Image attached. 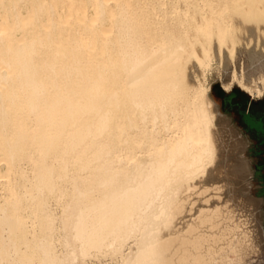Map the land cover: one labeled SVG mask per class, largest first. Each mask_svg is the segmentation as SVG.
I'll list each match as a JSON object with an SVG mask.
<instances>
[{
    "label": "bare ground",
    "instance_id": "bare-ground-1",
    "mask_svg": "<svg viewBox=\"0 0 264 264\" xmlns=\"http://www.w3.org/2000/svg\"><path fill=\"white\" fill-rule=\"evenodd\" d=\"M245 34L264 40V0H0V264L259 252L208 82Z\"/></svg>",
    "mask_w": 264,
    "mask_h": 264
},
{
    "label": "rangeland",
    "instance_id": "rangeland-1",
    "mask_svg": "<svg viewBox=\"0 0 264 264\" xmlns=\"http://www.w3.org/2000/svg\"><path fill=\"white\" fill-rule=\"evenodd\" d=\"M196 73L200 75L199 77H203L200 71L196 70ZM242 81L251 85L254 88L253 91L243 87ZM208 82L211 97L216 103V123L218 129H222L220 133L224 135L227 142L226 148L229 145L220 162L227 167L230 163L231 165H237L240 162L249 163L250 174L243 181L232 176L234 174L229 176L228 181L237 185L234 193L243 195L242 197L246 199L251 197L259 200H257L259 202L257 211L260 217L258 228L263 229L264 237V194L261 193L264 186V170L258 168L264 162V155H262L264 144L261 143L260 138L256 137V132L248 128L242 115L243 111L264 115V95H259L256 89L257 85L264 88L263 38L245 34L237 44L234 57L226 54L222 60L216 56L208 73ZM231 191L230 188L227 189L226 195L231 194ZM246 207L250 209L249 206ZM262 244L259 252L249 258L245 264H264V240Z\"/></svg>",
    "mask_w": 264,
    "mask_h": 264
},
{
    "label": "water",
    "instance_id": "water-1",
    "mask_svg": "<svg viewBox=\"0 0 264 264\" xmlns=\"http://www.w3.org/2000/svg\"><path fill=\"white\" fill-rule=\"evenodd\" d=\"M242 115L246 125L249 128L256 130L258 134L262 135V142L264 143V122L261 119H257L256 117H254L248 111H243Z\"/></svg>",
    "mask_w": 264,
    "mask_h": 264
},
{
    "label": "flooded vegetation",
    "instance_id": "flooded-vegetation-1",
    "mask_svg": "<svg viewBox=\"0 0 264 264\" xmlns=\"http://www.w3.org/2000/svg\"><path fill=\"white\" fill-rule=\"evenodd\" d=\"M254 117H256L257 119H261L263 122H264V115H257V114H252ZM249 128V127H248ZM249 129H251V128H249ZM252 130H254V129H252ZM256 133V137H258V138H260L261 139V143L262 144H264L263 142H262V140H263V137H262V135L261 134H258L257 133V131L256 130H254ZM262 155H264V151H263V153H262ZM264 159V158H263ZM258 168H259V170H264V162H262L259 166H258ZM264 179V178H263ZM263 184H264V182H263ZM261 193L262 194H264V186H263V188H262V191H261Z\"/></svg>",
    "mask_w": 264,
    "mask_h": 264
},
{
    "label": "trees",
    "instance_id": "trees-1",
    "mask_svg": "<svg viewBox=\"0 0 264 264\" xmlns=\"http://www.w3.org/2000/svg\"><path fill=\"white\" fill-rule=\"evenodd\" d=\"M249 98V96L247 95V99Z\"/></svg>",
    "mask_w": 264,
    "mask_h": 264
}]
</instances>
